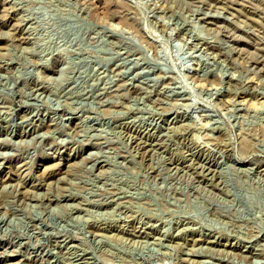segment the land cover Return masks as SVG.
<instances>
[{"label": "rangeland", "instance_id": "374dc122", "mask_svg": "<svg viewBox=\"0 0 264 264\" xmlns=\"http://www.w3.org/2000/svg\"><path fill=\"white\" fill-rule=\"evenodd\" d=\"M0 264H264V0H0Z\"/></svg>", "mask_w": 264, "mask_h": 264}]
</instances>
